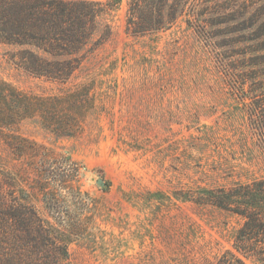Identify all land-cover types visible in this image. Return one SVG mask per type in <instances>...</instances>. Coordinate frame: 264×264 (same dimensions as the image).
Returning a JSON list of instances; mask_svg holds the SVG:
<instances>
[{"label": "rangeland", "instance_id": "rangeland-1", "mask_svg": "<svg viewBox=\"0 0 264 264\" xmlns=\"http://www.w3.org/2000/svg\"><path fill=\"white\" fill-rule=\"evenodd\" d=\"M127 10L122 0L99 18L65 82L19 66L29 46L0 43V80L61 99L52 120L13 105L21 112L0 124V166L31 186L43 216L76 232L67 264H264L235 247L243 217L204 203L206 189L264 179L254 116L264 103V0L191 2L170 27L137 35ZM40 176L53 177L54 207Z\"/></svg>", "mask_w": 264, "mask_h": 264}, {"label": "trees", "instance_id": "trees-1", "mask_svg": "<svg viewBox=\"0 0 264 264\" xmlns=\"http://www.w3.org/2000/svg\"><path fill=\"white\" fill-rule=\"evenodd\" d=\"M121 1L0 0V43L29 46L18 52L17 64L33 75L65 82L82 64L99 18ZM195 1L199 0H127L126 31L135 35L161 31ZM111 33L110 28L105 30L94 48L107 41ZM60 100L25 95L0 80V124H8L21 112L13 105L38 110L44 119L52 120L51 108ZM254 116L264 133V103L258 104ZM59 126L67 129L70 125L59 122ZM69 176L64 173L58 179L61 188L70 187ZM52 180L51 176L37 179L48 208L56 206L51 200L57 202L55 191H50ZM29 188L16 179V174L0 166V264H67L69 243L76 232L62 226L60 217L53 216V222L43 216ZM77 193L82 195L83 191L78 189ZM204 203L241 215L244 222L236 233L235 247L246 256L264 259V179L206 189Z\"/></svg>", "mask_w": 264, "mask_h": 264}, {"label": "water", "instance_id": "water-1", "mask_svg": "<svg viewBox=\"0 0 264 264\" xmlns=\"http://www.w3.org/2000/svg\"><path fill=\"white\" fill-rule=\"evenodd\" d=\"M97 182H98V183H102L103 180H102V179H98Z\"/></svg>", "mask_w": 264, "mask_h": 264}]
</instances>
